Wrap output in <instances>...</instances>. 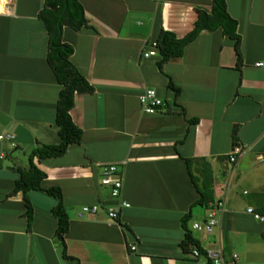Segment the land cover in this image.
<instances>
[{"label":"crops","instance_id":"1","mask_svg":"<svg viewBox=\"0 0 264 264\" xmlns=\"http://www.w3.org/2000/svg\"><path fill=\"white\" fill-rule=\"evenodd\" d=\"M88 27L65 26L71 62L94 88L76 94L70 114L83 130L80 145L60 158L35 160L46 174L43 189L61 188L70 228L67 259L56 235L58 200L42 191L26 197L33 208L29 228L24 195L13 194L19 173L39 146L60 143L55 123L61 92L49 64V35L40 17L46 0H0V264H198L183 249V220L204 251L221 250L237 264H264V222L247 213L264 208V0H225L238 23L241 58L223 29L203 31L160 71L159 53L144 58L159 31L178 39L195 27L213 0H80ZM169 78L181 89H169ZM153 89L165 102L145 114L139 95ZM243 155L235 163V148ZM18 152L20 157L18 158ZM213 201L195 206L199 193L185 160ZM123 199L130 208L111 220L116 205L101 184L103 168L123 164ZM225 202L213 235L194 230L209 206ZM101 206L79 218L84 206ZM131 247H135L132 251Z\"/></svg>","mask_w":264,"mask_h":264},{"label":"trees","instance_id":"2","mask_svg":"<svg viewBox=\"0 0 264 264\" xmlns=\"http://www.w3.org/2000/svg\"><path fill=\"white\" fill-rule=\"evenodd\" d=\"M40 17L49 35V64L62 87L57 102L55 120L60 143L55 146L43 145L37 147L29 156L28 169L15 168L19 173V178L15 182L13 194L22 193L24 195L27 209L25 216L29 228L33 222V208L26 197L29 192L42 191L58 200L57 206L52 211L58 223L56 235L62 243L64 257L73 259L67 255L66 251L65 236L69 231L70 224L63 202V192L58 187L42 188L46 174L36 166L35 160L44 161L63 157L71 146L80 145L83 141V130L75 125L70 112L74 107L76 94H91L95 90L71 62L74 49L71 45L63 43L62 30L67 26L74 31H80L82 28L88 27V22L80 0H68L67 5L65 0H46L45 9L41 12ZM237 28L238 23L229 15L226 1L213 0V13L209 15L205 12H200L194 29L186 37L178 39L175 34L161 29L156 41L161 58L158 63L160 71L163 70V66L170 60L181 58L186 47L193 43L203 31H216L217 29H223L224 34L234 41L238 64H240L242 61L241 38L237 33ZM168 87L175 93L176 98L180 96L181 89L173 83L171 78H169ZM193 161L186 159L185 163L191 181L200 197L195 206L208 207V204L213 201L212 179L210 176H205L204 186H199L200 180L192 172ZM257 213L264 216V208L257 211ZM189 219L190 215H187L183 220V229L185 231L183 249L188 251L189 248L195 247L204 252L188 229Z\"/></svg>","mask_w":264,"mask_h":264},{"label":"built area","instance_id":"3","mask_svg":"<svg viewBox=\"0 0 264 264\" xmlns=\"http://www.w3.org/2000/svg\"><path fill=\"white\" fill-rule=\"evenodd\" d=\"M158 55V44L153 42L148 52L144 53V58H152ZM256 67L264 68V63H257ZM139 102L145 114H154L158 109L165 106V102L160 98L157 92L153 89H145L139 95ZM7 141L13 148H16L14 143V136L12 135H0V142ZM243 155V149L237 147L230 155V162L235 163L240 156ZM259 160L263 161L264 157L260 156ZM126 164H109L103 168L101 177V184L110 189L111 199L116 202V205L106 207V212L111 220H119L122 210L129 209L131 206L123 199V189L125 183V174L120 170V167H124ZM101 206H84L79 212V218L86 216L96 215L100 212ZM225 212V202L219 200L209 206L208 214L205 222L195 223L193 225L194 230L205 233L207 235H213L215 229L220 224V216ZM247 213L251 215L255 220L264 222V216L257 213L254 209H248ZM134 251L135 247H131ZM189 257L197 261L198 264H237L240 260L238 254H233L230 260L225 258L224 253L221 250L218 251H201L195 247H191L188 253Z\"/></svg>","mask_w":264,"mask_h":264},{"label":"rangeland","instance_id":"4","mask_svg":"<svg viewBox=\"0 0 264 264\" xmlns=\"http://www.w3.org/2000/svg\"><path fill=\"white\" fill-rule=\"evenodd\" d=\"M15 153H17V156H18V158H19V157H20L19 153H18V152H14V154H15Z\"/></svg>","mask_w":264,"mask_h":264},{"label":"water","instance_id":"5","mask_svg":"<svg viewBox=\"0 0 264 264\" xmlns=\"http://www.w3.org/2000/svg\"><path fill=\"white\" fill-rule=\"evenodd\" d=\"M67 3H68V0H65V4L67 5Z\"/></svg>","mask_w":264,"mask_h":264}]
</instances>
